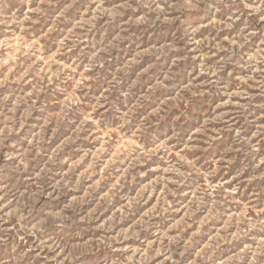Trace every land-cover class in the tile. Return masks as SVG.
<instances>
[{"label": "clouds", "instance_id": "1", "mask_svg": "<svg viewBox=\"0 0 264 264\" xmlns=\"http://www.w3.org/2000/svg\"><path fill=\"white\" fill-rule=\"evenodd\" d=\"M0 264H264V0H0Z\"/></svg>", "mask_w": 264, "mask_h": 264}, {"label": "rangeland", "instance_id": "2", "mask_svg": "<svg viewBox=\"0 0 264 264\" xmlns=\"http://www.w3.org/2000/svg\"><path fill=\"white\" fill-rule=\"evenodd\" d=\"M74 49H69L68 54L71 53ZM138 52H133L132 56L129 57V61H132V68L130 72L135 70L139 64L135 61V57L139 55ZM57 56V52H53L50 54L49 59H53ZM76 58L73 57L72 63L75 64ZM59 64H64V61H58ZM139 63H143L141 60ZM43 70V68H42ZM77 70L81 71V75H84V70H81L79 65H77ZM90 71V69H88ZM51 71V70H50ZM91 85H89V89ZM103 107V105L101 106ZM118 131V130H117ZM119 135H123V133H119ZM108 133H105L103 137L100 138V143L97 144L96 148L91 152V155L88 154L87 150H85L80 156L76 157L75 160L69 161L68 157H65L66 166L64 168V174L67 175L70 173L71 170L75 167V178L80 181L82 178L87 176V179L83 181L84 183V196L94 195L95 193L99 192L100 195L97 197V201H106L108 204H111L114 200L113 197V189L120 184L121 180L124 178V173L121 172L119 176H116L115 179H112L110 175H106V173H110L112 167L118 163V156L121 155V149L126 148L127 142L129 141V137H125L123 141L116 148L113 150L112 154L103 160V164H99V160L101 156L107 151L106 144L108 143ZM95 142V141H94ZM60 147L59 144L54 145L53 151H56V148ZM69 155L72 154L73 151H79L78 149H71L69 147L67 149ZM227 176V173H225ZM145 181V184L150 183L147 177H141ZM155 179V177H152ZM109 181H111L109 183ZM108 183V187L105 188L104 185ZM135 183V177H133L130 181V184ZM145 184L140 185V188L137 189V192L141 191ZM156 201L151 200L150 203H155ZM188 203V201H186ZM94 210V209H93ZM122 208H117L114 210L113 215L116 212H122ZM196 215H199L197 213ZM207 213H205V216ZM204 216L200 217L199 227L203 226ZM180 216H177V222H179ZM211 222V221H209ZM197 224H189L186 231H192L197 229ZM197 234H200L199 232Z\"/></svg>", "mask_w": 264, "mask_h": 264}]
</instances>
